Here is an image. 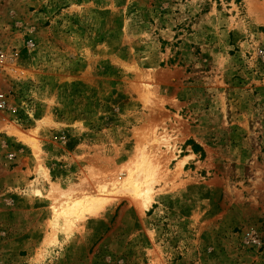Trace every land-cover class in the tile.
Returning <instances> with one entry per match:
<instances>
[{"label": "rangeland", "instance_id": "1", "mask_svg": "<svg viewBox=\"0 0 264 264\" xmlns=\"http://www.w3.org/2000/svg\"><path fill=\"white\" fill-rule=\"evenodd\" d=\"M0 94V264H264V0H0Z\"/></svg>", "mask_w": 264, "mask_h": 264}, {"label": "bare ground", "instance_id": "2", "mask_svg": "<svg viewBox=\"0 0 264 264\" xmlns=\"http://www.w3.org/2000/svg\"><path fill=\"white\" fill-rule=\"evenodd\" d=\"M140 164L136 166V169H139ZM111 190L106 189L103 186L97 190V194L90 195L87 193H82L79 197H73L70 194H67L64 200L63 206H61V214L65 217L67 216H80L85 217L88 214H92L95 210L101 208L104 205V202L107 201L106 193H110L112 189L118 190H127L133 195H138L144 197L145 199L148 197L146 193H141V186L136 182V176L133 175V170H129L126 176L120 180H116L111 183ZM56 212L53 210V213ZM58 213V212H57ZM55 213L54 215H56ZM59 214V213H58Z\"/></svg>", "mask_w": 264, "mask_h": 264}, {"label": "built area", "instance_id": "3", "mask_svg": "<svg viewBox=\"0 0 264 264\" xmlns=\"http://www.w3.org/2000/svg\"><path fill=\"white\" fill-rule=\"evenodd\" d=\"M2 97V94H0V98Z\"/></svg>", "mask_w": 264, "mask_h": 264}]
</instances>
